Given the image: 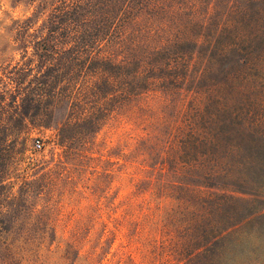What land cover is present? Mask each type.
<instances>
[{"label":"rangeland","instance_id":"374dc122","mask_svg":"<svg viewBox=\"0 0 264 264\" xmlns=\"http://www.w3.org/2000/svg\"><path fill=\"white\" fill-rule=\"evenodd\" d=\"M166 3L153 10L146 0H0V93L40 95L38 120L51 123L26 143L0 144L3 153L13 151L7 172L0 168V264H212L207 252L179 248L182 235L165 217L168 208L157 205L145 185L155 171L146 160L147 149L161 130L165 134V127L181 121L184 97L174 101L180 115L158 92L123 109L112 106L93 134L88 126L73 124L76 115L84 116L103 100L95 104L88 90L79 89L83 75L71 82L67 60L59 59L70 56L78 68L88 56H107L108 41L122 30L148 36L159 47L179 36L199 73L212 64V98L218 89L228 97V80L234 78L242 81L245 96L239 100L232 94L234 108L257 100L261 127L256 138L264 165V0L253 5L248 0ZM245 11L258 13L252 26L259 41L244 51L243 68L234 65L239 51L224 54L231 43L224 30L232 16ZM240 27L242 34L249 33ZM211 44L212 53L204 51ZM53 79L59 81L55 94L60 100L46 96L45 83ZM205 91L194 103L202 114ZM74 104L81 110L65 136L56 137L55 126L66 123ZM257 213L260 219L252 227L260 229L261 238L255 255L247 251L242 259H224L225 264H264V204ZM256 237L252 245L258 244Z\"/></svg>","mask_w":264,"mask_h":264},{"label":"trees","instance_id":"16d2710c","mask_svg":"<svg viewBox=\"0 0 264 264\" xmlns=\"http://www.w3.org/2000/svg\"><path fill=\"white\" fill-rule=\"evenodd\" d=\"M258 1L261 0H248L249 5ZM166 2L146 0V6L152 4L153 10H161L170 5ZM241 13L232 16L231 26L224 30L232 35H228L231 43L224 54L239 51L234 65L244 68L245 52L259 41V36L253 32L258 13ZM108 16L106 12L105 21ZM210 19L212 21V16ZM243 25L248 27L249 33L242 34L239 29H243L240 27ZM151 40L145 35L135 36L133 31L125 35L122 30L108 41L110 51L107 56H88L78 68L73 66L75 61L70 56L60 57L68 62L67 71L72 73L69 80L73 82L83 75L79 89L84 87L95 97V104L100 100L103 104L94 105L81 117L76 115L81 110L77 109L79 105H72L66 123L61 128L55 126V136H65L75 115L78 122L73 125L88 126L94 134L110 114L112 106L123 109L148 93L158 92L169 99L168 106L177 110L174 101H180V96L187 100V95L193 93L187 104L184 100L182 112H174L176 115L181 112V121L165 127V134L161 130L154 138L157 143L147 149L146 160L153 162L155 171L150 173L145 185L151 187L153 201L168 208L165 217L182 235L179 248L183 252H207L212 256V264H225L224 259L228 257L242 259L247 251L255 255L261 231L252 225L260 219L258 206L264 204V165L256 138L261 127L257 100L250 99L251 104L247 107L239 104L234 108L232 94L236 93L239 100L245 97L242 81L234 78L228 80L231 93L228 97H224V89H218L212 98V64L199 73L192 64L188 47L181 44L179 36L161 47ZM204 51L212 53V44ZM95 76H99L98 81H87ZM58 82L53 79L45 83L46 96L62 98L55 94ZM203 90H206L204 114L194 107L196 95ZM108 95H112L109 100ZM18 96L17 91L0 93V144L9 140L26 143L34 132L51 126L46 119L38 120L40 115L35 105L40 102V95L37 98L30 93ZM12 154V149L4 153L0 150V168L4 173ZM247 227L251 228L246 230ZM256 235L259 237L254 239L258 244L252 245L250 239Z\"/></svg>","mask_w":264,"mask_h":264},{"label":"built area","instance_id":"2783aa9c","mask_svg":"<svg viewBox=\"0 0 264 264\" xmlns=\"http://www.w3.org/2000/svg\"><path fill=\"white\" fill-rule=\"evenodd\" d=\"M34 147L37 148V149H40L41 146H40L39 142H36V143L34 144Z\"/></svg>","mask_w":264,"mask_h":264},{"label":"clouds","instance_id":"9594fccd","mask_svg":"<svg viewBox=\"0 0 264 264\" xmlns=\"http://www.w3.org/2000/svg\"><path fill=\"white\" fill-rule=\"evenodd\" d=\"M4 6L7 7V4H5Z\"/></svg>","mask_w":264,"mask_h":264}]
</instances>
